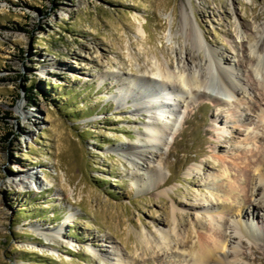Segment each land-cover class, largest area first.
<instances>
[{
    "label": "rangeland",
    "instance_id": "1",
    "mask_svg": "<svg viewBox=\"0 0 264 264\" xmlns=\"http://www.w3.org/2000/svg\"><path fill=\"white\" fill-rule=\"evenodd\" d=\"M236 17L247 36L264 25V0H0V264H116L113 254L126 264L191 263L203 232L195 223L226 206L219 187L234 176L225 167L234 175L238 155L260 147L264 106L247 96L237 107L214 80L210 96L164 90L174 110L156 116L165 140L132 162L154 114L151 101L142 111L133 101L174 85L185 66L206 69L207 49L231 66L246 60L251 43L238 38ZM246 212L227 213L247 235L232 244L239 264H261L249 255L264 245V228L250 234ZM163 233L174 242L190 233L188 247L168 250Z\"/></svg>",
    "mask_w": 264,
    "mask_h": 264
},
{
    "label": "bare ground",
    "instance_id": "2",
    "mask_svg": "<svg viewBox=\"0 0 264 264\" xmlns=\"http://www.w3.org/2000/svg\"><path fill=\"white\" fill-rule=\"evenodd\" d=\"M236 19L238 38L245 37L247 42L251 43L247 49V51L250 53L246 58L247 61L244 59H237V63L231 66L229 65L230 63L228 62V58L223 61L218 57V54L214 50L207 49L209 56L204 62L207 66L206 69L202 68L203 66H200L198 70L185 66V70L188 68L186 75L175 77L174 85H170V87H164L163 90H157L156 88H153L154 90L152 91V89H149L147 90L149 93H147V91L142 94H140L139 91L137 92L139 93L138 98L136 99L137 102H133H135V105L137 104L139 106V111H142L144 108L140 101L149 100L152 102L154 114L149 118L147 125V128L152 135L149 136L147 134V136H149L147 138L148 143L145 145V147H143V149H137L134 147L135 151L132 156L130 155L132 162H135L134 160L137 159L136 155L143 157L145 153L149 154L152 158V156H155L154 148H156L158 145L156 142L162 143V141L165 140L164 135L166 132V125L160 124L158 119H156V116L159 117L162 116L163 113L168 112L172 114L171 116H173L174 110L170 109V105L168 103H164V99H166V96L168 95L176 98V94L187 93V89L190 92L194 91V89H203L202 94L204 96H210L206 90H210V87L212 89L213 82L216 81L219 89L222 92L225 91V94L228 93V95L234 99L233 101L237 107H239L241 104H248V102H245L247 96L254 100L258 108L264 106V25L259 27H251L250 33L246 36L242 32L243 25L240 23V19L238 17H236ZM193 39L196 42V39ZM197 42L198 46H202L201 43L199 44V41ZM243 60L245 63H250L249 69H246L248 73V79L251 83L250 86H248L249 81L247 83L244 80ZM155 73L156 76L157 74H161L162 76L164 74V72L160 69H157V72ZM167 77L172 79L171 75H167ZM133 83L136 84L137 88H140V85L147 86L145 87L146 89H148V87L152 88L151 83H144L143 80H137ZM164 90L168 95L163 96ZM125 98L128 99L129 97L125 96ZM156 98H160L162 101H159L160 103L158 102L159 104H157L154 102ZM228 101L233 102L230 99ZM178 104L180 105L179 100H177L176 105ZM254 106L256 105L251 103L249 105V110L254 112L252 109ZM260 112L261 115H258L257 117L255 116V119L259 118L260 121H262L264 118L263 110ZM235 115L233 114L234 119L236 118ZM253 115H256V113H253ZM238 116L242 117V115ZM237 121L238 120H236V122ZM257 138L259 140L257 143L260 144V147L255 150V152L250 151L247 153V151L244 152V154L241 153L238 155L239 157L233 162L236 167V170H234L236 175H233V173L230 172L231 168L228 166L225 167V172L227 173L225 174L226 178L229 179L230 176L234 177H232L233 180H228L229 182L224 188L219 187V200L225 203L226 206L224 209L219 210L216 213H208V226H206L207 224L202 221L203 218L199 219V221L195 223V226H199L203 232L195 236L196 241L193 243L191 250L189 251L191 261L190 264H239L242 254L232 243L237 237L244 238L247 235L243 232V225L238 222L234 223L231 221L228 217V214H232L236 217L244 219L247 216L246 208H249L253 215L252 221L255 222L257 229H252V231L249 229V233L253 234V232H256L257 235L260 234L259 232L263 233L264 221L262 220L260 214L264 215V134L261 137L257 136ZM247 139L250 140V137L245 138V140ZM146 163L145 170L149 178V182L153 183L155 186L156 184L157 186L160 185L162 172L156 167L152 166V161L150 158L147 159ZM205 167L214 169L212 164L209 162L205 164ZM162 184H164V182ZM18 185L21 188H24V186H27V181H21L18 183ZM216 189L218 188L216 187ZM176 217L177 222L175 228L178 229L179 227L183 226L184 223L181 221L182 216L178 214ZM225 230L228 231V234L225 232ZM56 233L59 234V232ZM188 234L189 235L185 237L186 240H183L182 236L180 240L177 239L174 242L170 236L168 237L167 234L163 233V246L167 247L168 250L172 247V245L173 248L176 247L177 249H185V247H188V238L191 236L190 233ZM163 246L161 245L160 248ZM250 249L251 252L249 257L253 260L252 262L255 263L256 261H259L261 264H264V245L259 247L251 246ZM113 256L117 257L115 260L118 263L116 264H126L125 261L121 259L119 254H113ZM110 264L113 263L110 262Z\"/></svg>",
    "mask_w": 264,
    "mask_h": 264
},
{
    "label": "trees",
    "instance_id": "3",
    "mask_svg": "<svg viewBox=\"0 0 264 264\" xmlns=\"http://www.w3.org/2000/svg\"><path fill=\"white\" fill-rule=\"evenodd\" d=\"M26 94H28V95H29V94H30V92H29V91H27V92H26Z\"/></svg>",
    "mask_w": 264,
    "mask_h": 264
}]
</instances>
